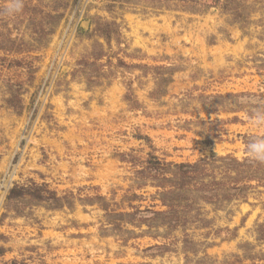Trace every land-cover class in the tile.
Instances as JSON below:
<instances>
[{
	"label": "rangeland",
	"instance_id": "374dc122",
	"mask_svg": "<svg viewBox=\"0 0 264 264\" xmlns=\"http://www.w3.org/2000/svg\"><path fill=\"white\" fill-rule=\"evenodd\" d=\"M0 0V264H264V0Z\"/></svg>",
	"mask_w": 264,
	"mask_h": 264
},
{
	"label": "clouds",
	"instance_id": "9594fccd",
	"mask_svg": "<svg viewBox=\"0 0 264 264\" xmlns=\"http://www.w3.org/2000/svg\"><path fill=\"white\" fill-rule=\"evenodd\" d=\"M24 0H8L4 15L9 17L15 16L22 12ZM250 122L257 127H264V108H256L251 117ZM246 153L250 160L264 163V137H255L246 145Z\"/></svg>",
	"mask_w": 264,
	"mask_h": 264
}]
</instances>
